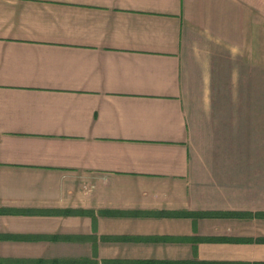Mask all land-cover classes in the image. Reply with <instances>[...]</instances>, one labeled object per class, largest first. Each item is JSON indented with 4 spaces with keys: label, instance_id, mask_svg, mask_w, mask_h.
<instances>
[{
    "label": "crops",
    "instance_id": "1",
    "mask_svg": "<svg viewBox=\"0 0 264 264\" xmlns=\"http://www.w3.org/2000/svg\"><path fill=\"white\" fill-rule=\"evenodd\" d=\"M249 221L264 0H0V264L264 262Z\"/></svg>",
    "mask_w": 264,
    "mask_h": 264
},
{
    "label": "rangeland",
    "instance_id": "2",
    "mask_svg": "<svg viewBox=\"0 0 264 264\" xmlns=\"http://www.w3.org/2000/svg\"><path fill=\"white\" fill-rule=\"evenodd\" d=\"M256 221H249L248 224H244V223H238V222H232L233 226L229 225V227H226L227 231L232 232V233H258L260 232V230H264V224L262 223H255ZM93 263V262H92Z\"/></svg>",
    "mask_w": 264,
    "mask_h": 264
},
{
    "label": "trees",
    "instance_id": "3",
    "mask_svg": "<svg viewBox=\"0 0 264 264\" xmlns=\"http://www.w3.org/2000/svg\"><path fill=\"white\" fill-rule=\"evenodd\" d=\"M203 215V214H202ZM207 215H221V213H210ZM251 215V214H249ZM259 241H264V237L263 238H258ZM77 264L79 262H64V261H58L57 264ZM183 264H233V263H229V262H203V261H187V262H183ZM235 264H264V262L261 261H254V262H240V263H235Z\"/></svg>",
    "mask_w": 264,
    "mask_h": 264
}]
</instances>
